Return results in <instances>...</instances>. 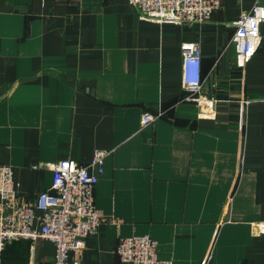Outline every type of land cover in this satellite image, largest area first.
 Instances as JSON below:
<instances>
[{"label": "crops", "instance_id": "0c3cea01", "mask_svg": "<svg viewBox=\"0 0 264 264\" xmlns=\"http://www.w3.org/2000/svg\"><path fill=\"white\" fill-rule=\"evenodd\" d=\"M256 1L177 25L140 19L129 0H0V164L19 202L51 186L44 165L109 152L95 188L103 223L74 253L84 264H131L118 243L143 235L175 264H264V22L244 69L232 44ZM188 41L202 46L211 109L182 100ZM147 111L163 114L144 124ZM55 258L45 238L3 252L8 264Z\"/></svg>", "mask_w": 264, "mask_h": 264}, {"label": "built area", "instance_id": "2783aa9c", "mask_svg": "<svg viewBox=\"0 0 264 264\" xmlns=\"http://www.w3.org/2000/svg\"><path fill=\"white\" fill-rule=\"evenodd\" d=\"M140 19L177 25L202 24L212 19L222 0H129ZM264 4L256 1L251 9L234 21L232 44L236 47V64L244 69L261 46ZM202 46L198 41L182 45L183 101L196 102L200 107L212 108L215 96L204 93ZM163 111L143 114L148 124ZM109 152L96 149L91 162L80 163L64 158L52 164L53 182L42 190L31 204L19 202L20 182L13 167L0 164V264L6 246L15 240L36 241L45 238L56 247L55 264H84L74 253L85 246L86 237L103 223L101 211L95 203V188L104 172ZM38 225V226H37ZM156 240L150 235L121 238L117 254L131 264H175L158 258Z\"/></svg>", "mask_w": 264, "mask_h": 264}, {"label": "rangeland", "instance_id": "374dc122", "mask_svg": "<svg viewBox=\"0 0 264 264\" xmlns=\"http://www.w3.org/2000/svg\"><path fill=\"white\" fill-rule=\"evenodd\" d=\"M240 69V68H239ZM196 103V102H195ZM197 104V103H196ZM200 107V106H199Z\"/></svg>", "mask_w": 264, "mask_h": 264}]
</instances>
